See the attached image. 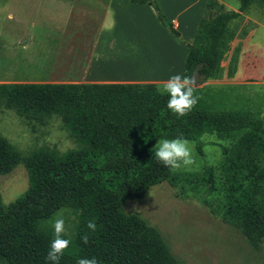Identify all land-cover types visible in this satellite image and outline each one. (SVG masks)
I'll return each instance as SVG.
<instances>
[{
    "label": "trees",
    "instance_id": "obj_1",
    "mask_svg": "<svg viewBox=\"0 0 264 264\" xmlns=\"http://www.w3.org/2000/svg\"><path fill=\"white\" fill-rule=\"evenodd\" d=\"M147 2L161 23L181 42L201 49L194 73L197 106L178 117L167 107L153 81L0 82V108L13 110L27 124L58 117L73 146L63 150L42 143L18 149L0 133V173L22 163L28 186L15 199H0V264H50L46 255L53 227L42 220L67 206L77 211L75 231L60 264L96 257L100 264H178L159 231L141 216L127 212L126 199L176 176L147 147L158 138L181 133L197 140L203 132L230 139L221 149L224 174L220 217L240 229L251 245L264 241V92L257 84L203 83L216 62L221 24L237 16L252 0L218 12L207 28L208 45L186 42L162 13ZM197 142V149H199ZM206 183L214 189L211 166ZM95 219L97 229L87 224ZM89 235L84 244L81 236Z\"/></svg>",
    "mask_w": 264,
    "mask_h": 264
},
{
    "label": "rangeland",
    "instance_id": "obj_2",
    "mask_svg": "<svg viewBox=\"0 0 264 264\" xmlns=\"http://www.w3.org/2000/svg\"><path fill=\"white\" fill-rule=\"evenodd\" d=\"M96 5L92 12L82 13L72 10L68 4L58 8L52 6L50 11L42 15H33L31 20L25 18L14 21L2 30L7 56L0 63V82L14 81H52L73 82L74 74L69 70H52L46 66L43 70L38 65L46 64L48 58L37 57L39 46L45 44L43 40L56 42V35L64 28V48L61 49L64 58H76L77 46L90 44V38H81L83 33L95 36L100 23L102 7L106 0H87ZM238 5L239 0H231ZM250 10L257 12L264 22V0H252ZM91 3V4H92ZM89 4V5H91ZM70 9V10H69ZM9 17V16H8ZM9 22V21H7ZM10 23V22H9ZM150 37L152 32L147 28L143 30ZM29 36L28 43L23 40ZM30 36H33L30 38ZM45 36L46 39H43ZM10 37L14 41L7 42ZM159 39L158 35L153 36ZM30 39L34 40L33 48ZM28 44L23 47V43ZM30 44V47H29ZM6 50H3L6 52ZM2 53V52H1ZM33 56L27 64V58ZM52 59V49L49 52ZM11 60L8 62L7 60ZM0 61V62H1ZM39 67V69H38ZM47 70V72L45 71ZM74 73V72H73ZM188 76V74L186 75ZM189 77L195 81L194 73ZM90 82V81H79ZM110 82V81H101ZM164 81H157L163 83ZM257 84V89L264 92V81L238 82ZM0 133L4 135L18 149L25 150L30 147L47 143L63 150L73 146L66 130L61 126L58 117L49 119L44 124H27L13 110L0 108ZM154 143L147 147L153 152ZM193 145L194 163L189 170L172 171L176 178L173 183L163 180L151 185L142 197L126 199L122 207L125 211L141 216L148 224L155 227L178 264H264V241L261 240L257 247L250 244L239 228L220 217L218 205L222 198L224 174L221 171L222 152L224 146L230 145V139L220 138L214 132H203L197 140L188 139ZM197 142L199 149H197ZM206 166H211L215 188H208L206 183ZM28 186V177L22 163H17L7 173H0V199L3 204L15 199ZM63 217L65 221V234L71 236L75 231L77 211L63 206L55 210L49 217L42 220V225L53 227L55 219Z\"/></svg>",
    "mask_w": 264,
    "mask_h": 264
},
{
    "label": "crops",
    "instance_id": "obj_3",
    "mask_svg": "<svg viewBox=\"0 0 264 264\" xmlns=\"http://www.w3.org/2000/svg\"><path fill=\"white\" fill-rule=\"evenodd\" d=\"M156 1L163 15L173 23L186 42L205 46L208 45L207 28L215 14L238 6L231 0ZM252 2L219 27L216 62L203 83L264 81V22L257 12L250 10ZM91 3L87 0H0V61L8 53L4 48L11 50L8 44L3 43L6 39L2 36V30L7 25L24 18L28 22L33 15L48 13L54 5L59 8L68 4L72 10L92 12L96 4ZM101 15L95 36L81 34L82 39L90 38V44L77 46L73 60L64 58L65 53L61 51L65 47L62 42L65 27H61V34L59 32L55 36V43L43 36L46 45L39 46L37 57L48 58L49 62H41L38 66L43 70L48 65L52 70H72L73 82H157L166 81L173 74L186 76L201 57V49L181 42L161 23L147 2L106 0ZM147 28L156 38L158 35V41L143 31ZM28 39L29 36L23 42L28 43ZM12 41L13 37L7 40ZM33 42L30 39L32 48ZM26 43L22 46L26 47ZM51 49L52 59L49 57ZM27 59V64L33 66L30 62L33 56L30 58L29 55ZM7 61L12 63L9 59Z\"/></svg>",
    "mask_w": 264,
    "mask_h": 264
},
{
    "label": "clouds",
    "instance_id": "obj_4",
    "mask_svg": "<svg viewBox=\"0 0 264 264\" xmlns=\"http://www.w3.org/2000/svg\"><path fill=\"white\" fill-rule=\"evenodd\" d=\"M194 81L189 76L173 74L157 87L161 96L167 95V107L178 117L188 115L199 103L200 97L195 93ZM264 119V115L261 116ZM155 158L172 171L189 170L194 163L193 145L181 133L174 138H162L153 146ZM87 227L92 232L97 229L95 219L88 221ZM53 239L51 240L46 260L50 264H60L61 257L69 247L71 240L65 235L64 218L58 217L53 223ZM84 244L89 243V235L81 236ZM77 264H100L96 257H82Z\"/></svg>",
    "mask_w": 264,
    "mask_h": 264
}]
</instances>
